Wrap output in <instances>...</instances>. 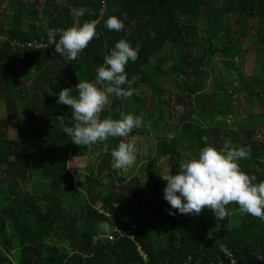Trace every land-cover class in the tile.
Listing matches in <instances>:
<instances>
[{"label": "trees", "instance_id": "trees-1", "mask_svg": "<svg viewBox=\"0 0 264 264\" xmlns=\"http://www.w3.org/2000/svg\"><path fill=\"white\" fill-rule=\"evenodd\" d=\"M5 1L9 14L0 13V264H213L220 245L231 251L238 264H264L256 258L264 255V221L241 213L231 203L226 206L230 215L218 220L215 234L209 232L201 211L194 235L185 222L186 216L193 215H169L170 205L163 199L165 181L156 170L162 159H167L169 174H175L181 164L179 141L160 136L156 122L163 118L162 95L166 93L161 84L167 74L173 77L168 82L171 91L180 90L173 94L176 102L184 105L187 97L194 111L193 116L178 120V134L187 141L190 152L188 160L205 143L219 149L230 138L233 145L250 150L249 158L237 161L241 170L255 175L257 182L264 180V0H63V5L57 0ZM77 10L81 13L73 19L72 11ZM39 13L43 28L32 24ZM109 16L120 18L123 30H107L104 21ZM85 22H96L98 37L76 60L62 59L53 49L27 46L47 43L50 28L66 29ZM120 39L138 49V59L130 61L125 71L129 79L133 75L139 79L132 86V96H110L100 117L118 119L128 111L134 116L146 114L155 134L154 156L144 157L146 163L139 173L151 185L145 191L134 179L116 186L110 174L111 151L121 139L131 140L133 129L127 138L110 137L102 142L104 166L87 179L83 195L67 162L84 157L87 147L75 145L63 133L57 117L70 123L71 110L56 103L57 94L63 88H73L71 95H77L79 79H94L95 68ZM243 42L250 43L263 60L256 76L247 82L239 79L236 86L232 69L234 59L242 57ZM215 57L224 60L225 75L210 79L207 93L205 64ZM169 61L171 66L161 70ZM52 84L56 94L48 98L46 92ZM244 87L253 99L250 106L260 109L247 114L246 127L226 130L200 123L236 115L233 97L242 94ZM144 88L151 89L159 116L146 113L147 96H138ZM129 100L134 102L130 110ZM8 121L16 122L12 140L7 137ZM257 129L261 135L256 138ZM103 167L108 185L96 179L102 176ZM32 179L38 185L28 191L24 186ZM64 201H74L77 208L65 210ZM234 212L239 217L236 227L230 225ZM161 219L166 221V234H176L175 241L165 244L168 241L157 235ZM101 223L108 228L98 227ZM47 240L64 247L48 252Z\"/></svg>", "mask_w": 264, "mask_h": 264}, {"label": "clouds", "instance_id": "clouds-1", "mask_svg": "<svg viewBox=\"0 0 264 264\" xmlns=\"http://www.w3.org/2000/svg\"><path fill=\"white\" fill-rule=\"evenodd\" d=\"M104 27L120 32L124 24L120 18L109 16ZM46 35L47 47L54 45V53L68 61L76 60L89 42L98 37L96 22L66 29L50 28ZM137 59L138 49L120 39L95 68L94 79H79L75 85L77 95H71L73 88L59 91L56 103L70 107L71 122L66 123L62 116L57 120L72 143L86 148L110 137L127 138L133 129L142 126V116L131 113L121 114L118 119L100 117L110 96L121 99L133 95L132 86L139 77L133 75L129 79L125 66ZM202 139L207 140L206 137ZM110 155L115 168L132 167L136 161L134 138L127 142L121 139ZM250 155V150L233 145L230 138H226L219 149L205 143L195 157L180 164L175 174L161 177L165 181L163 199L170 205L169 215H199L208 209L216 219L224 220L230 215L226 206L235 203L241 213L264 221V180L257 182V177L246 174L237 162ZM97 226L108 228L104 223ZM256 258L264 260V255Z\"/></svg>", "mask_w": 264, "mask_h": 264}, {"label": "rangeland", "instance_id": "rangeland-1", "mask_svg": "<svg viewBox=\"0 0 264 264\" xmlns=\"http://www.w3.org/2000/svg\"><path fill=\"white\" fill-rule=\"evenodd\" d=\"M63 0H57L58 5H63ZM7 2L5 0H0V13L4 12L5 14H9ZM7 8V9H6ZM81 11H72V18L76 19L80 15ZM42 15L39 13V15L36 18L32 19V24L37 28H43L45 25V22L41 20ZM200 32V31H199ZM240 48L243 52L242 57H237L234 59V69H232L233 76L237 80L235 85H238V82L241 81H250V79L254 76H256V69L258 68L262 56L260 53L256 52L253 49L252 45L248 42H243L240 45ZM176 53V52H175ZM172 62L169 61L165 66L161 67V70H167L171 66ZM205 71L208 74L209 80L207 81L205 85V92L209 93V89H207V86L211 84L210 79L216 78L219 76L225 75V67H224V60L222 58L215 57L210 62H207L205 64ZM173 77L170 75L165 74L163 76V80H165L164 84H161V87L163 88L165 95H162V100L165 102L164 111H162V120L156 121L159 122L158 125V133L160 136H166L168 139L175 138L176 141H179V147L178 150L181 154V163L188 160L189 157V150L187 148V141L180 138L178 134V120L180 116H186L188 114H191L193 116L194 111H192V105L188 104L189 99L187 97H184L183 102L184 105H180L176 102V97L174 96L176 92H180V90H174L171 91L172 88H169L171 85H168V82L172 80ZM239 79L241 81H239ZM211 85L208 86L210 88ZM156 92V91H153ZM56 94V86L52 84L46 92V95L48 98H54ZM152 91L151 89L144 88L140 89V92H138V96L140 98L146 97L145 102V109L147 114H153L155 117L159 116V111L155 107L156 101L152 99L151 95ZM174 94V95H173ZM144 95V96H143ZM248 95V87L243 88V93H237L234 95V109L235 114L230 119L227 120H220L219 118H208L204 120H199L200 123L203 126H219L220 128L226 130L230 128H243L246 127L247 124V114L248 113H256L259 112L260 109L254 110L253 106H250L253 99L250 100ZM155 101V103H154ZM256 102V100H255ZM130 105L128 106V109H132L134 106V102L131 103L129 100ZM154 103V105H153ZM110 104V101L108 99V103L105 105L103 110H107L108 106ZM136 104V103H135ZM249 105V106H248ZM135 108L133 109V111ZM138 110V108H137ZM128 113H130L128 111ZM146 114L143 113V123L142 126L139 128L134 129V134L132 136V139L134 138V145L136 148V161L132 167L125 168V169H117L114 167V162L112 161L110 163V174L114 179V183L116 186H120V184H128L131 183L134 179H137L139 181L141 188H146L145 191L148 190L149 186L151 185L150 180L146 181L141 178V174L139 173L140 168L144 163H146L145 158H153L154 156V147H155V134L153 131V127H150L151 122L150 120L147 121ZM1 117H3V113H1ZM7 137L9 139H14L16 137V122L15 121H8L7 122ZM263 132V130H262ZM154 134V135H153ZM256 138L261 135V129H257L255 132ZM105 151V146L102 142H96L94 144H91L87 147V153L84 157L81 158H69L67 162V167L70 171V173L75 178V184L77 187V190L84 195V187L87 184V179L92 178V175L95 177V173L99 168L104 166V158L103 154ZM103 169V174L101 177H96L99 184L108 185V179L105 177L107 174V171L105 170V167ZM156 170L158 172V176L160 177H166L170 172V166L167 164V159H162L157 162L156 164ZM118 178H121L122 182H118ZM32 183H28L24 186L26 190H31L34 188V186L38 185V181L35 182V179H32ZM148 196V195H147ZM77 208L76 205H74V201H64V209L68 211H74ZM202 215L206 219V225L208 227V230L211 234H215L219 230L218 225V219H216L213 216V213L208 210L204 209L202 210ZM184 216V215H183ZM231 222L230 225L232 227H236L239 224V217L234 212L231 214ZM197 215L193 216H186L185 222L186 227L195 235L197 234ZM142 220V218L140 219ZM138 220V221H140ZM165 219H161L160 222L157 223V235L161 237V240L166 239V243H170L172 241H175L177 236L175 233H169L166 234L165 225L166 221ZM185 227V225H184ZM47 251L49 252L50 248H54L56 251L59 250V248L64 247V244L56 245V240H47L45 241ZM59 247V248H58ZM14 261V260H13Z\"/></svg>", "mask_w": 264, "mask_h": 264}, {"label": "built area", "instance_id": "built-area-1", "mask_svg": "<svg viewBox=\"0 0 264 264\" xmlns=\"http://www.w3.org/2000/svg\"><path fill=\"white\" fill-rule=\"evenodd\" d=\"M28 47H35V48H46L47 50L54 49V45L48 46L47 43L41 42H34L27 44ZM220 254L217 257L215 263L213 264H238L232 256V253L229 249H227L224 245L219 246ZM140 256L146 260V256L140 251ZM183 264H189V262H185Z\"/></svg>", "mask_w": 264, "mask_h": 264}]
</instances>
